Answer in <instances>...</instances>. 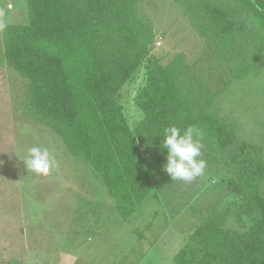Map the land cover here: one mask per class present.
Segmentation results:
<instances>
[{"label":"trees","instance_id":"obj_1","mask_svg":"<svg viewBox=\"0 0 264 264\" xmlns=\"http://www.w3.org/2000/svg\"><path fill=\"white\" fill-rule=\"evenodd\" d=\"M175 1L212 61L229 68L230 83L264 72V0ZM26 5L28 22L8 23L0 34V61L27 80L31 115L101 177L123 220L157 196L154 165L167 154L163 129L193 126L214 159L239 143L231 160L241 171L228 187L240 200L202 214L173 264H264L263 149L240 140L215 111L218 93L197 63L185 52L163 63L155 53L160 37L137 0ZM140 71L145 79L134 102L141 118L131 125L121 91ZM232 218L239 227L228 226ZM135 231L143 239V231Z\"/></svg>","mask_w":264,"mask_h":264},{"label":"rangeland","instance_id":"obj_2","mask_svg":"<svg viewBox=\"0 0 264 264\" xmlns=\"http://www.w3.org/2000/svg\"><path fill=\"white\" fill-rule=\"evenodd\" d=\"M9 2L14 5L11 12L6 9ZM137 7L142 16L152 19L162 42L155 53L164 63L178 52L195 61L198 72L218 93L215 111L240 140L261 145L264 155V72L230 83L229 68L213 62L214 55L204 51V39L194 32L179 3L137 0ZM0 9L5 12L0 16V34L8 23L28 22L26 0H0ZM144 79L140 71L121 91L131 125L141 118L134 96ZM27 90V80L1 60L0 264H20L12 259L15 255H28L26 262L31 264L41 254L51 264L60 259L68 264H120V252L125 253L127 264H173L174 255L202 214L239 202L228 187L241 171V164L231 160L239 143L218 159L203 144L205 175L189 183L172 181L163 170L165 158L154 165L157 196H149L124 221L101 177L67 152L57 132L31 115ZM33 146L48 149L56 161L46 176L27 170L23 163ZM228 226L239 227L234 218ZM137 228L143 231V239Z\"/></svg>","mask_w":264,"mask_h":264},{"label":"clouds","instance_id":"obj_3","mask_svg":"<svg viewBox=\"0 0 264 264\" xmlns=\"http://www.w3.org/2000/svg\"><path fill=\"white\" fill-rule=\"evenodd\" d=\"M6 9L11 12L14 9L13 3H7ZM3 15L5 12L0 9V16ZM200 137L201 133L193 126L182 130L172 125L163 129L161 147L167 153L163 170L172 181L189 183L205 175L207 161L202 158L204 145ZM23 163L27 170L43 176L48 175L56 166V161L48 149L38 146L28 149V156Z\"/></svg>","mask_w":264,"mask_h":264},{"label":"crops","instance_id":"obj_4","mask_svg":"<svg viewBox=\"0 0 264 264\" xmlns=\"http://www.w3.org/2000/svg\"><path fill=\"white\" fill-rule=\"evenodd\" d=\"M176 54V53H175ZM172 58V57H171ZM170 58V59H171ZM169 62V61H168ZM168 62H166V63H168ZM164 63V62H163ZM116 251L118 250V249H115ZM120 259L122 258L123 260H121V263L120 264H127V263H125V253L123 254V252H120ZM118 256H119V254H118ZM118 256H116L115 258H117ZM128 255H126V257H127ZM29 258V256L27 255V256H25V257H21V256H17V255H15L12 259H14V260H17V261H19V263L20 264H30L29 262H26L27 261V259ZM32 260V263L31 264H48V263H50L47 259H46V256L44 255V254H41L40 256L38 255L37 256V258H36V260H33V259H31ZM30 260V261H31ZM114 261H115V259H114ZM38 262V263H37ZM68 264V263H65V261L63 260V259H60L58 262H53V264ZM51 264V263H50Z\"/></svg>","mask_w":264,"mask_h":264},{"label":"built area","instance_id":"obj_5","mask_svg":"<svg viewBox=\"0 0 264 264\" xmlns=\"http://www.w3.org/2000/svg\"><path fill=\"white\" fill-rule=\"evenodd\" d=\"M161 41L160 40H157L156 42H155V48L157 47V46H160L161 45Z\"/></svg>","mask_w":264,"mask_h":264}]
</instances>
